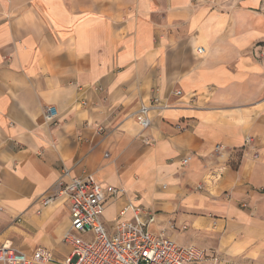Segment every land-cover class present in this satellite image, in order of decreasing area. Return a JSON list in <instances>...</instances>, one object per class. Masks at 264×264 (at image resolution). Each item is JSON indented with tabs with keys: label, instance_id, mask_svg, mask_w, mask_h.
<instances>
[{
	"label": "crops",
	"instance_id": "1",
	"mask_svg": "<svg viewBox=\"0 0 264 264\" xmlns=\"http://www.w3.org/2000/svg\"><path fill=\"white\" fill-rule=\"evenodd\" d=\"M153 92L170 107L141 130ZM62 167L123 190L105 226L141 205L177 244L264 264V0H0V246L68 258V205H43Z\"/></svg>",
	"mask_w": 264,
	"mask_h": 264
},
{
	"label": "built area",
	"instance_id": "2",
	"mask_svg": "<svg viewBox=\"0 0 264 264\" xmlns=\"http://www.w3.org/2000/svg\"><path fill=\"white\" fill-rule=\"evenodd\" d=\"M174 94L181 92L177 90ZM169 107L166 98L153 92L148 100L139 102L135 121L145 130L154 115ZM54 116V108L47 107L46 118ZM68 172V168H61L54 192L43 199V205L62 199L69 208L70 227L62 240L71 245V252L62 264H221L215 253L195 245L177 244L164 233L153 231L155 214L141 205L128 203L119 211V218L105 226L104 205L109 198L124 193L123 190L103 186L95 174L88 171L64 181ZM128 210L131 218L124 219ZM51 260V252L42 247L28 255L6 245L0 246V264H46Z\"/></svg>",
	"mask_w": 264,
	"mask_h": 264
}]
</instances>
